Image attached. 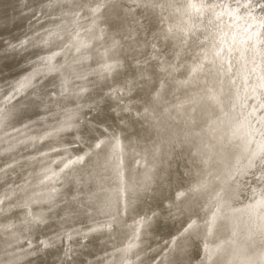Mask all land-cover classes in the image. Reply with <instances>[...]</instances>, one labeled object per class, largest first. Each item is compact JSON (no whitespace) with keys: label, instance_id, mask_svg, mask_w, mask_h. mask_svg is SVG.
<instances>
[{"label":"bare ground","instance_id":"obj_1","mask_svg":"<svg viewBox=\"0 0 264 264\" xmlns=\"http://www.w3.org/2000/svg\"><path fill=\"white\" fill-rule=\"evenodd\" d=\"M0 264H264V0H0Z\"/></svg>","mask_w":264,"mask_h":264}]
</instances>
